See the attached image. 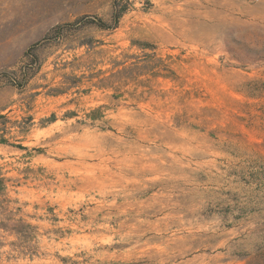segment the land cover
Masks as SVG:
<instances>
[{
    "label": "rangeland",
    "instance_id": "374dc122",
    "mask_svg": "<svg viewBox=\"0 0 264 264\" xmlns=\"http://www.w3.org/2000/svg\"><path fill=\"white\" fill-rule=\"evenodd\" d=\"M0 264H264V0H0Z\"/></svg>",
    "mask_w": 264,
    "mask_h": 264
}]
</instances>
